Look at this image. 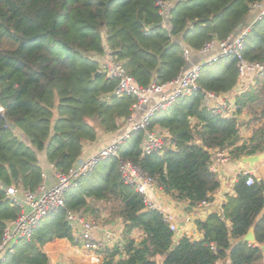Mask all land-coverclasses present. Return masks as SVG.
I'll use <instances>...</instances> for the list:
<instances>
[{
	"label": "trees",
	"instance_id": "16d2710c",
	"mask_svg": "<svg viewBox=\"0 0 264 264\" xmlns=\"http://www.w3.org/2000/svg\"><path fill=\"white\" fill-rule=\"evenodd\" d=\"M158 1L171 3L164 14ZM257 1L0 0V235L19 213L5 188L36 190L43 182L41 157L55 172H67L85 145L101 133L115 132L129 117L134 98L113 95L116 80L102 72L107 55L121 61L141 87L169 82L189 67L185 49L190 56L209 41L231 36ZM244 56L264 64V17L247 35ZM237 77L233 57L203 66L200 89L150 121L149 128L163 129L174 149L143 154L144 132L135 131L118 156L100 161L65 191V209L86 217L105 212L106 220L119 217L124 224V243L100 251L98 264H258L264 258V185L259 180L247 185L239 174L222 213L195 221L203 238L183 236L174 242L162 213L144 210L140 194L123 182L118 169L120 160H129L165 193L190 206L209 200L219 187L209 167L212 150H227L237 159L264 151V127L238 143L236 117L246 110L254 120L264 118V74L235 96L236 115L201 106L205 91L227 93ZM65 209L44 216L32 236L0 264H49L42 250L46 243L59 238L77 243ZM251 227L254 245L242 241ZM135 229L142 234L138 242L129 237Z\"/></svg>",
	"mask_w": 264,
	"mask_h": 264
},
{
	"label": "built area",
	"instance_id": "2783aa9c",
	"mask_svg": "<svg viewBox=\"0 0 264 264\" xmlns=\"http://www.w3.org/2000/svg\"><path fill=\"white\" fill-rule=\"evenodd\" d=\"M162 14L167 7L171 5L169 2L162 3ZM264 17V3L257 1L251 4L248 17L243 22L241 28L222 41H209L205 43L199 50L201 54H207L201 61L192 64L173 80L166 83H152L148 87L137 85L135 80L127 73L121 61L111 59L107 55L103 62L102 72L107 78L116 80V85L112 91L115 96H131L134 102L131 106V113L127 117L129 127L112 141L99 147L95 152L85 159H80L67 172H55V183L46 187L42 182L34 191L22 190L15 186L5 188V193L15 205L19 208L17 217L6 227H4L0 235V263L3 262L8 255L15 253V245L22 240L29 239L40 220L59 209L64 207V193L67 189L75 187L79 178L89 174L100 161L111 157L118 156V149L123 141L130 138L135 131L142 130L144 132L141 151L143 154L158 153L162 154L164 150L174 145L171 143L168 135L163 134L161 130L149 128V124L154 114L171 106L178 98L190 96L193 92L200 89L199 74L203 66H209L217 63L224 57H233L238 72L237 83L234 86L235 94H239L246 90L249 83H252L255 77L264 74V64L257 61H249L244 56L246 37L253 28ZM184 56L189 59V51L184 50ZM171 89L164 93L166 87ZM158 94V98L154 97ZM235 99L231 104L226 103L225 99L219 94L205 91L201 101V106L211 113H222L229 117L236 115L238 106ZM143 105H147L142 115L135 118L136 111L140 110ZM174 149V148H173ZM229 158L226 150H216L214 162L210 159L209 167L212 171H217L218 165L225 163ZM118 169L123 182L130 185L140 194L144 204V210H158L162 213L164 221L169 225L171 231H175L176 227L173 217L163 213L159 207L150 198V191L159 187L155 180L148 176L139 167L129 160H120ZM245 176V183L251 185L255 179L252 174L247 171L240 172ZM44 176V175H43ZM160 188V187H159ZM208 201L202 200L197 206H207ZM66 222L71 227L75 239L80 243L84 250L103 251L106 243L97 233L100 232L101 226L88 217L84 216L80 211L73 209H65ZM214 250V247L211 246ZM98 259L95 258V263Z\"/></svg>",
	"mask_w": 264,
	"mask_h": 264
},
{
	"label": "crops",
	"instance_id": "0c3cea01",
	"mask_svg": "<svg viewBox=\"0 0 264 264\" xmlns=\"http://www.w3.org/2000/svg\"><path fill=\"white\" fill-rule=\"evenodd\" d=\"M261 3H264V0H261ZM207 54L201 53H191L188 59L187 66H191L194 63H197L204 59ZM171 89V87H166L162 92L166 93ZM236 90L233 89L227 93L219 94L221 98L225 99L226 103L231 104L233 102L234 95ZM158 98V94L154 97ZM147 105H143L142 108L135 113V118H139ZM238 119V136L239 142L249 140L253 131L257 129L260 125V122L252 119V115H247L244 111L236 115ZM129 127V121L125 120L121 122V125L118 130L111 133H101L97 140L93 143L87 144L83 148V152L79 158L85 159L93 152H95L99 147L105 145L106 143L112 141L115 137L119 136ZM161 130L163 134H167L163 129L154 127ZM174 148V147H173ZM215 149L211 151L212 161L214 162ZM240 158L229 157L225 163L218 165L217 171H215L219 187L215 190L208 201V205L205 206H190L187 200L177 199L172 195L165 193L161 188L155 187L150 191V198L156 204L160 210L169 214L173 217V222L175 224L176 230L174 231V242H176L180 237H188L192 240H201L203 238L202 233L197 229L195 221L203 220L207 215L211 213H222V206L226 202L228 195H234V184L237 181V178L241 171H249L254 179L259 180L264 185V159L258 161L253 166L242 165ZM41 167L43 169V182H45L46 187H50L55 183V170L52 165L46 163L41 157ZM90 216V215H88ZM100 216H104L105 219L107 214L101 212ZM103 226H101L100 232L97 233L104 242L106 243L105 247L112 248L115 245L123 244L125 236L123 235L124 224L122 223L121 218L115 217L113 219L107 218ZM141 231L135 229L130 234L129 237L132 238L135 242H138L141 238ZM243 241V240H242ZM255 244V243H254ZM252 244V245H254ZM105 248V249H106ZM43 252L47 255L49 259V264H98L101 260L102 254L100 251H88L84 250L80 243H71L70 241L59 238L51 242L46 243L42 247ZM95 258L98 259V262L95 263ZM157 262H160L157 259Z\"/></svg>",
	"mask_w": 264,
	"mask_h": 264
},
{
	"label": "water",
	"instance_id": "95a60500",
	"mask_svg": "<svg viewBox=\"0 0 264 264\" xmlns=\"http://www.w3.org/2000/svg\"><path fill=\"white\" fill-rule=\"evenodd\" d=\"M242 25L243 23L238 24L233 34H236V32L241 28ZM99 74H100V71L98 70L95 72L94 77L98 76ZM262 159H264V151L258 154L242 156L240 160H241L242 165L253 166L255 163H257L258 161ZM242 240L249 244L256 243L255 235H254V231L252 227L249 228L247 232L243 235ZM261 248L264 251V246H261Z\"/></svg>",
	"mask_w": 264,
	"mask_h": 264
},
{
	"label": "rangeland",
	"instance_id": "374dc122",
	"mask_svg": "<svg viewBox=\"0 0 264 264\" xmlns=\"http://www.w3.org/2000/svg\"><path fill=\"white\" fill-rule=\"evenodd\" d=\"M237 94L234 95V98L235 99V96ZM244 112L247 114V115H251L250 113H248L246 110H244ZM258 122H260V125L259 126H262L264 127V118L262 119H258L257 120ZM42 161V160H41ZM42 165V164H41ZM88 216V215H87ZM89 219H92L94 222H96L99 226H103V224L105 223L106 219L104 216H100L98 215V217H93L92 215L88 216ZM118 245H122V244H118ZM258 264H264V258H262V260L259 261Z\"/></svg>",
	"mask_w": 264,
	"mask_h": 264
},
{
	"label": "bare ground",
	"instance_id": "6f19581e",
	"mask_svg": "<svg viewBox=\"0 0 264 264\" xmlns=\"http://www.w3.org/2000/svg\"><path fill=\"white\" fill-rule=\"evenodd\" d=\"M227 151V150H226ZM98 164V163H97ZM241 174V173H240ZM242 175V174H241ZM243 176V175H242ZM245 180H246V178H245Z\"/></svg>",
	"mask_w": 264,
	"mask_h": 264
}]
</instances>
